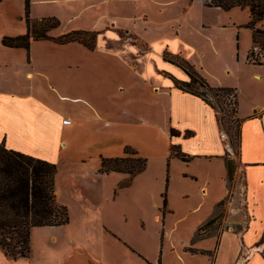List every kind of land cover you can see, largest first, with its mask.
I'll list each match as a JSON object with an SVG mask.
<instances>
[{
	"label": "crops",
	"instance_id": "0c3cea01",
	"mask_svg": "<svg viewBox=\"0 0 264 264\" xmlns=\"http://www.w3.org/2000/svg\"><path fill=\"white\" fill-rule=\"evenodd\" d=\"M206 2L182 1L153 29L161 50L114 19L79 29L95 32L92 49L51 39L11 48L0 32V142L56 165L55 194L69 213L66 224L31 228L27 256L0 247V264H264V63L246 60L248 8ZM167 54L234 90L238 154L213 109L174 85L189 78ZM126 146L146 158L143 171L98 172L101 157ZM227 156L236 163L230 187Z\"/></svg>",
	"mask_w": 264,
	"mask_h": 264
},
{
	"label": "trees",
	"instance_id": "16d2710c",
	"mask_svg": "<svg viewBox=\"0 0 264 264\" xmlns=\"http://www.w3.org/2000/svg\"><path fill=\"white\" fill-rule=\"evenodd\" d=\"M206 4L224 10L234 7L248 8L250 19L246 26L253 31L254 43L264 48V30L256 27L264 18V0H207ZM24 19L26 31L16 36H3L1 43L4 46L28 50L31 41L49 39L59 44L78 42L89 49L94 46V31L70 30L57 37H51L49 31L59 26V20L54 16L31 17L29 0H25ZM82 35H91V43L81 37ZM164 58L180 66L189 78L188 81L174 80V85L205 101L213 109L220 128L223 117L228 116V113L237 122L236 142L233 144L230 141V147L238 154L239 121L234 118L237 104L234 90L211 86L192 65L180 57L167 54ZM227 106L230 111L227 110ZM170 134L179 133L171 129ZM188 134L189 132L185 133ZM123 153L118 157H101L98 172L116 171L134 176L145 169L147 160L137 151L126 146ZM171 155L186 160L177 146L171 148ZM225 165L227 176L232 177L236 166L235 160L227 156ZM56 173L54 163L7 148L3 141L0 142V247L7 256L17 258L29 254L32 227L68 223V209L58 202L55 194Z\"/></svg>",
	"mask_w": 264,
	"mask_h": 264
},
{
	"label": "rangeland",
	"instance_id": "374dc122",
	"mask_svg": "<svg viewBox=\"0 0 264 264\" xmlns=\"http://www.w3.org/2000/svg\"><path fill=\"white\" fill-rule=\"evenodd\" d=\"M182 1L185 0H29V12L31 17H56L60 22L57 30H79L92 26V30L98 31L106 26L107 21L111 22V19H114L115 23L130 25L148 44L161 50V41L153 40V29L160 24L166 26L173 8ZM24 6L25 0H0V32L5 31L6 36H16L25 32ZM104 35L107 36L106 31L100 33L101 37ZM81 37L91 43V35ZM138 46L139 51L144 53L141 55L146 56L147 51L140 45ZM15 54L16 57H24L25 60L29 56L25 50H20ZM66 71L68 76L69 70L66 69ZM227 110L230 111L229 106ZM236 126L237 122L229 116V113L228 116L223 117L221 130L233 144L236 142ZM235 153L236 151H233L232 154ZM237 174L236 181L242 184L244 182L242 174ZM232 179H234L233 176H227L229 187ZM181 192V188L175 192V198L179 204L183 201Z\"/></svg>",
	"mask_w": 264,
	"mask_h": 264
},
{
	"label": "built area",
	"instance_id": "2783aa9c",
	"mask_svg": "<svg viewBox=\"0 0 264 264\" xmlns=\"http://www.w3.org/2000/svg\"><path fill=\"white\" fill-rule=\"evenodd\" d=\"M246 60L249 63L255 64V65L263 64L264 63V48L258 43H254L251 46L249 52L247 53ZM230 98H232L231 95H230ZM62 122L64 124H70V119L65 118L62 120Z\"/></svg>",
	"mask_w": 264,
	"mask_h": 264
}]
</instances>
